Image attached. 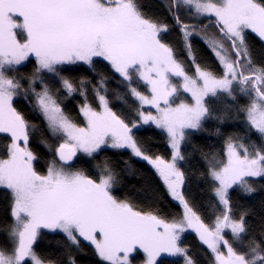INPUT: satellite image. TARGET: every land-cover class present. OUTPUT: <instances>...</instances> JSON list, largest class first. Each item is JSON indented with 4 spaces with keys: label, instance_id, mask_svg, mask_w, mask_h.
<instances>
[{
    "label": "snow or ice",
    "instance_id": "1",
    "mask_svg": "<svg viewBox=\"0 0 264 264\" xmlns=\"http://www.w3.org/2000/svg\"><path fill=\"white\" fill-rule=\"evenodd\" d=\"M257 48L264 0H0V264H264Z\"/></svg>",
    "mask_w": 264,
    "mask_h": 264
},
{
    "label": "trees",
    "instance_id": "2",
    "mask_svg": "<svg viewBox=\"0 0 264 264\" xmlns=\"http://www.w3.org/2000/svg\"><path fill=\"white\" fill-rule=\"evenodd\" d=\"M158 2H159V0H145V7L150 8ZM254 55L257 58H260V57L264 56V51H261L259 48H257L256 51L254 52ZM30 70H31L30 65L27 68L21 69V71H25V72L30 71ZM110 87L117 88L118 86L116 84H112V85H110ZM120 90L122 91L123 89L121 88ZM115 102L118 105L122 103L119 100H117ZM36 122H37V124H41V122L38 118H37ZM41 127H42V125H41ZM36 137H37V139L40 138V131L39 130L36 133ZM0 141H2V138H0ZM203 141H204V137L198 138V142H203ZM208 142H211V140H209ZM37 147L41 151H46V149L43 148V145L37 144ZM160 150L164 151L163 147H161ZM191 164H192L193 170L195 171V169L199 165V158L197 156H193V158L191 160ZM202 187H203V185L198 184V182L196 181L195 175H194L193 181H192V194L195 196L197 201L204 206L206 211L211 212L212 201H211L207 192L201 191ZM260 199H261V194L259 192H257V194L254 197L247 198V202L254 204L256 207L257 215L251 218V223H252L253 233L256 234L257 236L259 235L262 227H264V224H262L261 219H260V216H261V211H260V206H259V200ZM3 239H4V234L2 232H0V240H3ZM186 240L191 246L192 253H193L194 257L199 261H203L204 257L201 254L200 245H199L198 241L196 240V238L193 235L189 234L186 237ZM58 241H61L60 236L50 234L45 238L44 241L41 242V247L45 251L58 252L60 250V244H58ZM80 259H81V261L84 262V264H88V262L92 259V257L90 255H82V256H80Z\"/></svg>",
    "mask_w": 264,
    "mask_h": 264
}]
</instances>
